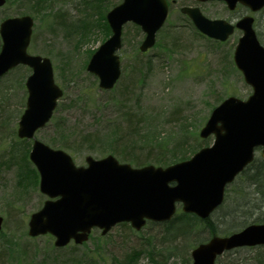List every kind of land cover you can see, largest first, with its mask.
Segmentation results:
<instances>
[{"label":"rangeland","instance_id":"rangeland-1","mask_svg":"<svg viewBox=\"0 0 264 264\" xmlns=\"http://www.w3.org/2000/svg\"><path fill=\"white\" fill-rule=\"evenodd\" d=\"M119 1L6 0L0 5V20L32 15L28 52L49 57L55 80L63 88L51 119L34 138L65 150L77 165L85 164L86 155L99 158L108 153L133 166L189 158L212 142L213 136L202 138L198 133L211 109L228 95L243 99L252 88L233 63L232 52L241 31L218 42L201 34L179 8L196 5L211 19L232 22L252 14L262 44L264 8L252 12L240 4L229 10L220 0H168V17L150 50H138L143 38L138 26L131 22L123 26L122 74L111 90L104 91L85 66L90 53L109 34L104 35L100 28L98 13L107 3ZM30 73L22 64L0 78V252H5L0 264H150L146 246L153 249L158 244L166 248L165 254L175 246L174 253L164 256L166 264H183L186 257L190 263V248L184 247L188 241L193 246L195 240L205 239L209 234L206 227L182 239L181 244L178 240L164 243L160 227L152 223L139 231L117 223L104 235L95 228L85 243L63 247L54 246L48 234L28 236L29 215L46 199L37 184L39 174L28 159L33 141L18 138L16 130L26 101L24 82ZM248 178L247 172L238 176L229 186L224 204L210 216L214 232L225 234L227 228L237 230L244 223L257 222L261 198L254 197ZM261 248L228 250L216 264L264 262Z\"/></svg>","mask_w":264,"mask_h":264},{"label":"water","instance_id":"water-1","mask_svg":"<svg viewBox=\"0 0 264 264\" xmlns=\"http://www.w3.org/2000/svg\"><path fill=\"white\" fill-rule=\"evenodd\" d=\"M5 0H0V5ZM206 1V0H200ZM233 9L242 3L257 11L264 0H224ZM166 0H122L105 15L111 34L91 55L86 67L99 79V86L110 89L119 78L122 25L134 22L145 32L139 48L147 50L155 41V32L167 16ZM193 23L204 34L225 40L234 27L242 30L233 52L235 65L253 88L247 99L225 98L213 108L200 135L211 133L210 147H202L189 160L157 168L152 165L132 168L107 155L101 159L86 156L87 165L77 166L62 149H54L34 140L29 158L40 173V190L49 197L42 207L30 215L28 234L52 233L54 244L63 246L74 238L81 243L93 226L102 233L119 221H129L136 229L146 219L168 220L175 202L182 210L196 212L204 218L223 200L224 186L235 173L253 158V148L262 146L264 156V46L258 43L252 28L253 17L244 15L233 25L224 19L206 18L197 6H184ZM33 20L29 15L9 17L0 23V74L24 63L32 68L26 81L28 99L20 116L17 134L32 137L36 128L49 120L61 95L54 84L52 65L47 57L26 52ZM170 181L174 184L169 185ZM0 216V228L2 224ZM264 243V223L249 224L225 237L214 236L190 251L192 264H214L217 254L238 245Z\"/></svg>","mask_w":264,"mask_h":264},{"label":"trees","instance_id":"trees-1","mask_svg":"<svg viewBox=\"0 0 264 264\" xmlns=\"http://www.w3.org/2000/svg\"><path fill=\"white\" fill-rule=\"evenodd\" d=\"M106 7L103 8V11H100L99 14V21H100V28L103 29V33L104 35L108 34L109 32V28H107L106 25V21H105V17L103 12H105L107 10V8L109 7V3H107V5H105ZM180 157H176L174 160H178L180 159ZM248 173V181L249 183H251V186L253 187L254 193L256 196V198L260 197L261 198V203L259 205V211L257 216L255 217L256 221H262L264 222V158H257L255 159L253 162L250 163V165L246 168V170L244 171V173ZM210 218H206L204 220H200L197 216H195L194 214H189V213H185V212H178L176 213L170 221L167 222H161V223H154V222H150L152 224H154L155 226H159L160 227V233L164 234L166 237L163 238L164 243L166 241L172 243V242H176V240H178L181 244V240L185 239L186 237H191V235L194 233H199L198 231L204 229L205 227L207 228L208 232L210 233H214L215 230V226L210 224ZM121 225L127 226V224L125 223H121ZM229 228H227L228 230ZM225 230V231H227ZM169 238H168V236ZM172 240V241H171ZM196 241V240H195ZM187 246L184 247V250H187L189 248H191L192 244L189 243V241L187 242ZM175 246L171 247L172 252H173V248ZM182 247V246H181ZM180 247V248H181ZM182 247V248H183ZM168 248V247H167ZM187 248V249H186ZM170 249V248H168ZM167 249V254H164V256L168 255L170 256V253ZM5 252H0V256L4 255ZM189 257H186V259L184 260L183 264H189L188 263ZM261 264H264V262L261 260L260 262ZM163 264H166L163 263Z\"/></svg>","mask_w":264,"mask_h":264},{"label":"bare ground","instance_id":"bare-ground-1","mask_svg":"<svg viewBox=\"0 0 264 264\" xmlns=\"http://www.w3.org/2000/svg\"><path fill=\"white\" fill-rule=\"evenodd\" d=\"M160 236L165 238V235L162 233ZM153 247L154 248L151 249L150 247L146 246L147 249H145L147 251V255L150 257V261H151L150 264H163V263L167 262L168 259L166 257H164V254L166 252V248L165 247L163 248L162 245H160V244L154 245ZM168 251L171 252L170 255L172 253H174V252H172L171 249H168ZM260 262H261V260H256L254 264H261Z\"/></svg>","mask_w":264,"mask_h":264}]
</instances>
